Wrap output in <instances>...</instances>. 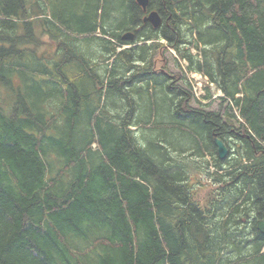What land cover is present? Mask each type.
I'll return each mask as SVG.
<instances>
[{"label": "trees", "instance_id": "obj_1", "mask_svg": "<svg viewBox=\"0 0 264 264\" xmlns=\"http://www.w3.org/2000/svg\"><path fill=\"white\" fill-rule=\"evenodd\" d=\"M59 1L0 0V264H263L264 0H148L160 25L135 41L134 0H70V19ZM191 156L212 160L204 207Z\"/></svg>", "mask_w": 264, "mask_h": 264}, {"label": "rangeland", "instance_id": "obj_2", "mask_svg": "<svg viewBox=\"0 0 264 264\" xmlns=\"http://www.w3.org/2000/svg\"><path fill=\"white\" fill-rule=\"evenodd\" d=\"M59 3H60L61 8L63 10V16L65 18L67 17L68 19H70V17L75 13V11L78 12L81 9V6H78L73 10L72 8H74V5L71 3L70 0H60ZM94 6H95V3L92 0L89 1L88 4H86V1H85V10L87 13L91 14V12L94 10ZM101 7L104 8L102 5H101ZM105 9L108 10V7L106 6ZM48 15L50 16V14H48ZM96 34H100V32L96 31ZM45 40L46 39L44 38V41ZM121 47H122L121 49H119V47H116L117 51L123 50V49H129L131 46H121ZM186 49H188L190 51V53L193 54L194 56L199 57V51L196 48H194L193 46H187ZM165 51L168 52V56H169L168 57L167 55H165V59L167 61L166 69L172 74H176V73H178V74L183 73L184 74L185 72H184V69L182 68L181 64H183L185 67H186V65H185V63H183V60L179 57V59H178L179 62H178L170 51H168V50H165ZM176 55L178 56L177 53H176ZM173 60H175L177 62V66L173 64ZM198 81L200 83V80H198ZM185 88H186L185 90L190 92V89L188 90L187 86H185ZM211 88L210 87L207 88L209 90L208 92H211V95L215 97L217 95L218 89L215 87V85H212ZM190 94H191V92H190ZM220 97H216L217 99L214 98L208 104V106H207L208 110L213 111L214 113L215 112L219 113V111L221 113L224 112L223 108L219 109L220 104L223 103V102H220V99H221ZM193 103H198V102L197 101L195 102V100H194V102L192 101V107L196 105ZM226 104H227V102L223 103L224 108H225ZM112 110H113V108H110L109 106H107L104 114H106ZM165 136H166V132H165ZM142 143H143V145L146 144V142L144 140L142 141ZM176 154H178V153H176ZM188 158H190V159H188ZM187 159H188V162L186 163L187 168L191 167L193 171H189V173L187 175L186 182H188V184L192 188L191 194L194 198V202H197L202 207H204L206 200L209 198V196H208L209 192H211L213 190V185L212 186L210 185L211 179L207 178V175H206L207 174L206 170H208L209 173L212 172V170H211L212 160H211V162L207 161L208 162V166H207V165H205L204 161L203 162L201 161V159L202 160L203 159L210 160L208 156H206L204 158L202 157L201 159H198L194 156H191V157H187ZM189 160H192V161L194 160V162L197 161V162L201 163V165L195 164L194 162L190 163ZM202 166H204V169ZM194 167L196 170H194ZM197 167H199L201 169V171ZM214 195H217V194L215 193ZM263 264H264V262H263Z\"/></svg>", "mask_w": 264, "mask_h": 264}, {"label": "water", "instance_id": "obj_3", "mask_svg": "<svg viewBox=\"0 0 264 264\" xmlns=\"http://www.w3.org/2000/svg\"><path fill=\"white\" fill-rule=\"evenodd\" d=\"M134 1L136 5L140 7L142 10H145L148 5V0H134ZM144 21L149 22L153 28H157L160 23V18L156 12H151L145 17ZM132 36H133L132 33H128L123 36V40H129L132 38ZM214 145L216 147L217 158L219 160H224L226 156L228 155L227 148L225 147L223 142L217 138L214 139ZM263 198H264V195H263ZM256 229L261 234H264V221L258 220L256 224Z\"/></svg>", "mask_w": 264, "mask_h": 264}, {"label": "flooded vegetation", "instance_id": "obj_4", "mask_svg": "<svg viewBox=\"0 0 264 264\" xmlns=\"http://www.w3.org/2000/svg\"><path fill=\"white\" fill-rule=\"evenodd\" d=\"M138 7V6H137ZM139 8V7H138ZM140 9V8H139ZM141 10V12H142V14H141V16H140V18H138L137 19V21H136V24L137 25H135L134 26V29L131 31L132 32V34H133V36H132V38L131 39H129V41H135V37H136V34H138V32L140 31V29H142V24L143 25H145V24H147V25H150L151 26V24L149 23V22H147V21H144V19H145V17L149 14V12H147L146 11V9L145 10H142V9H140ZM140 21V22H139ZM139 23V24H138ZM140 23H141V25H140ZM152 27V26H151ZM155 29V28H154ZM127 33H125V34H123V35H126ZM226 147L229 149V154H228V158H230V156H232V154H233V149L229 146V144H226ZM257 222V221H256Z\"/></svg>", "mask_w": 264, "mask_h": 264}, {"label": "built area", "instance_id": "obj_5", "mask_svg": "<svg viewBox=\"0 0 264 264\" xmlns=\"http://www.w3.org/2000/svg\"><path fill=\"white\" fill-rule=\"evenodd\" d=\"M189 79L191 80L192 89L195 95L197 97H199L200 95H203L204 94L203 87L208 84V80L205 77H201L196 74H191L189 76ZM198 80H200V83Z\"/></svg>", "mask_w": 264, "mask_h": 264}, {"label": "bare ground", "instance_id": "obj_6", "mask_svg": "<svg viewBox=\"0 0 264 264\" xmlns=\"http://www.w3.org/2000/svg\"><path fill=\"white\" fill-rule=\"evenodd\" d=\"M157 13V12H156ZM157 15H158V13H157ZM159 16V15H158ZM160 18V17H159ZM160 21H161V19H160ZM159 25H160V23H159ZM124 36V35H123ZM122 39H123V37H122ZM210 80V79H209Z\"/></svg>", "mask_w": 264, "mask_h": 264}, {"label": "crops", "instance_id": "obj_7", "mask_svg": "<svg viewBox=\"0 0 264 264\" xmlns=\"http://www.w3.org/2000/svg\"><path fill=\"white\" fill-rule=\"evenodd\" d=\"M151 85V84H150ZM151 91V90H150ZM131 130H133V128H131Z\"/></svg>", "mask_w": 264, "mask_h": 264}]
</instances>
